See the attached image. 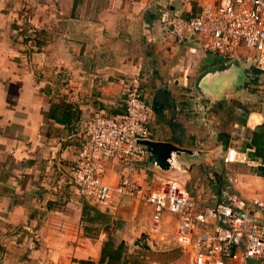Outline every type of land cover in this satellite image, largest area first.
Instances as JSON below:
<instances>
[{
	"label": "crops",
	"instance_id": "obj_1",
	"mask_svg": "<svg viewBox=\"0 0 264 264\" xmlns=\"http://www.w3.org/2000/svg\"><path fill=\"white\" fill-rule=\"evenodd\" d=\"M199 3L0 0V264H106V245L122 250L121 260L110 264H132L133 258L189 264L191 247L181 243L175 215L163 212L155 223L150 205L122 195L107 210L80 201L71 182L80 143L71 133L93 113H122L124 82L133 76L151 106L150 140L180 149L167 150L163 168L146 147L147 160L138 162L135 174L144 190L175 185L200 209L252 198L249 188L264 190L255 166L238 172L233 168L246 165L222 161L228 148L264 151V137L250 145L253 131L264 126V102L232 108L228 88L219 94L209 89L214 76L201 83L210 95L200 94L199 74L225 58L204 48L201 37L177 40L160 24L163 5L188 16ZM26 13L33 32L24 24ZM105 167V182L116 185L118 166L106 160ZM48 215L64 229L47 226ZM140 238L148 248L136 244ZM234 248L236 257L224 264H259L242 245Z\"/></svg>",
	"mask_w": 264,
	"mask_h": 264
},
{
	"label": "built area",
	"instance_id": "obj_2",
	"mask_svg": "<svg viewBox=\"0 0 264 264\" xmlns=\"http://www.w3.org/2000/svg\"><path fill=\"white\" fill-rule=\"evenodd\" d=\"M23 21L33 32L34 25L27 13ZM159 21L165 32L177 40H183L187 34L197 35L204 48L223 56L225 62L240 57L244 68H254L264 77V0H200L198 12L188 16L163 5ZM123 105L119 114L88 115L70 135L80 140L70 170L77 198L112 210L116 196L138 197L153 208L155 223L163 212L172 213L181 243L191 247L189 264H224L225 259L236 257L235 244L242 245L246 257L264 264V195L258 192L252 198L218 202L200 209L195 198L180 192L175 185L144 190L135 174L138 162L147 160L148 151L140 141L151 139L148 122L152 110L139 95L137 77L124 82ZM252 152L253 146L243 150L228 148L222 161L264 166L262 160L251 157ZM106 160L119 168L116 185L104 180ZM45 224L58 230L65 227L50 215ZM200 226H209L211 231L199 230ZM26 245L31 247L33 243L27 241Z\"/></svg>",
	"mask_w": 264,
	"mask_h": 264
},
{
	"label": "rangeland",
	"instance_id": "obj_3",
	"mask_svg": "<svg viewBox=\"0 0 264 264\" xmlns=\"http://www.w3.org/2000/svg\"><path fill=\"white\" fill-rule=\"evenodd\" d=\"M220 78V79H219ZM209 89L215 93H222L223 89L228 88V100H230L232 108L237 104L245 106L247 110L251 109L254 105L264 102V77L254 68H244L241 66H234L230 68L228 74H224L222 77H216ZM210 98V97H207ZM231 118H237L233 113V109L230 113ZM249 166H236L235 169L238 172L248 170ZM248 184L247 182H245ZM250 185V184H248ZM260 192L264 194V190L258 188H249L248 196H252L254 193Z\"/></svg>",
	"mask_w": 264,
	"mask_h": 264
},
{
	"label": "water",
	"instance_id": "obj_4",
	"mask_svg": "<svg viewBox=\"0 0 264 264\" xmlns=\"http://www.w3.org/2000/svg\"><path fill=\"white\" fill-rule=\"evenodd\" d=\"M241 59L237 57L227 62H222L220 64L212 65L206 69H204L196 79L195 87L199 91L200 94L210 95L205 92L202 88V81L206 77H218L219 74H228L230 72V68L234 66H241ZM142 144H144L150 152V159H154V161L160 165L161 167H167L168 163L166 162V157L169 155L167 150H175L179 151L180 149L175 147L170 142H162L157 140H141ZM144 235H142L143 237ZM136 244L143 248H148L146 244L142 243V239L136 240Z\"/></svg>",
	"mask_w": 264,
	"mask_h": 264
},
{
	"label": "trees",
	"instance_id": "obj_5",
	"mask_svg": "<svg viewBox=\"0 0 264 264\" xmlns=\"http://www.w3.org/2000/svg\"><path fill=\"white\" fill-rule=\"evenodd\" d=\"M261 137H264V126H260L255 131H253V137L250 145H255L257 143V140ZM257 145V144H256ZM256 147V146H254ZM251 157H261L264 160V151L261 149H255V153L251 154ZM255 173L264 176V166H258L256 168L252 169ZM122 250L121 246L117 250L110 249L109 245L104 246L102 250V260L105 261L107 259L106 264H110L111 262L117 263L121 260ZM132 264H142L137 258L132 259Z\"/></svg>",
	"mask_w": 264,
	"mask_h": 264
}]
</instances>
